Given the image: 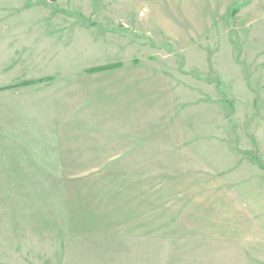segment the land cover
Returning a JSON list of instances; mask_svg holds the SVG:
<instances>
[{
  "label": "rangeland",
  "instance_id": "1",
  "mask_svg": "<svg viewBox=\"0 0 264 264\" xmlns=\"http://www.w3.org/2000/svg\"><path fill=\"white\" fill-rule=\"evenodd\" d=\"M235 251L264 264V0H0V264Z\"/></svg>",
  "mask_w": 264,
  "mask_h": 264
},
{
  "label": "crops",
  "instance_id": "2",
  "mask_svg": "<svg viewBox=\"0 0 264 264\" xmlns=\"http://www.w3.org/2000/svg\"><path fill=\"white\" fill-rule=\"evenodd\" d=\"M205 255H207L208 253L204 252ZM147 253L143 252V254H141V258H147L146 257ZM194 255V253H193ZM222 255V254H221ZM225 255V254H224ZM230 261H228V258L226 256H221V257H213L211 256L210 258L208 256H204V262H194V264H244L243 261V255L241 252L235 251V252H230ZM232 255H235V257H232ZM193 258L195 259H199V257L194 256ZM209 259H211L210 261H208ZM219 259V260H216ZM142 264V263H141ZM144 264V263H143Z\"/></svg>",
  "mask_w": 264,
  "mask_h": 264
},
{
  "label": "water",
  "instance_id": "3",
  "mask_svg": "<svg viewBox=\"0 0 264 264\" xmlns=\"http://www.w3.org/2000/svg\"><path fill=\"white\" fill-rule=\"evenodd\" d=\"M52 1H54V0H52Z\"/></svg>",
  "mask_w": 264,
  "mask_h": 264
}]
</instances>
